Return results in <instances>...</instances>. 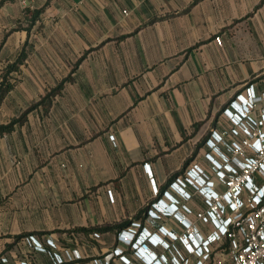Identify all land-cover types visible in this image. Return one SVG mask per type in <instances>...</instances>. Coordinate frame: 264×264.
<instances>
[{
	"label": "crops",
	"instance_id": "0c3cea01",
	"mask_svg": "<svg viewBox=\"0 0 264 264\" xmlns=\"http://www.w3.org/2000/svg\"><path fill=\"white\" fill-rule=\"evenodd\" d=\"M218 34L222 46L214 40ZM32 36L30 55L22 47ZM13 43L14 52L3 59L12 62L25 53L18 75L30 58L55 67L58 84L63 81L55 97L65 88L80 91L85 105H96L97 116L113 123L110 133L117 145L98 130L82 141L74 161L86 170L87 184L114 183L120 192L114 201L106 194L91 195L80 206L82 213L65 221L66 228H94L91 242L82 237V250L88 245L106 253L124 247L117 233L127 219L140 221V230L150 231L152 239L163 236L160 226L183 232L175 217L153 219L148 211L160 199L162 207L169 202L163 192L176 195L169 185L180 169L198 164L208 170L203 155L210 148L202 145V137L228 125L223 109L237 93L262 84L264 0H0V47ZM21 134L15 129L0 133V151L9 155L18 149ZM31 144L49 145L39 139ZM193 201L194 209L201 206ZM94 231L101 237L92 238ZM20 239L1 241L0 264H53L51 255L32 244L31 255L22 253ZM146 244L142 249L160 251ZM55 249L49 250L62 254ZM136 249L129 254L135 264ZM111 256L112 264H125ZM63 263L92 264L83 258Z\"/></svg>",
	"mask_w": 264,
	"mask_h": 264
},
{
	"label": "rangeland",
	"instance_id": "374dc122",
	"mask_svg": "<svg viewBox=\"0 0 264 264\" xmlns=\"http://www.w3.org/2000/svg\"><path fill=\"white\" fill-rule=\"evenodd\" d=\"M34 41L35 36H32L22 47L30 55L33 54ZM14 44L10 47H0V67L5 60L10 61L9 58L3 57L12 55L16 48ZM29 61L26 63L25 73L18 75L14 72L10 76L15 87L7 94L0 107V124L9 123L32 108L22 122L15 125V130L23 132L19 138L21 146L18 149H10V156L0 151V256L1 241L9 240V243H15L16 237L22 235L18 249L25 255H31L28 251L29 240L30 236H33L37 246L40 248L41 243L48 255L52 256L53 264L72 263L79 258L87 259L92 264H95V259L101 264H112L111 253L117 247L102 253L100 249L96 252L93 249L90 251L87 245L84 251L80 248L82 237L86 236L91 242L88 237L90 231H81L80 227L66 228L65 221L71 219L74 213L81 214L80 206L91 195L106 194L110 201H114L120 192L116 191L114 183L107 182L102 186L87 184L86 170L82 163L74 161L81 153L82 141L98 130H101L102 134L109 133L111 141L113 136L115 141L112 142L117 145L115 134L110 133L113 123L109 124L105 119L98 117L96 105H85L80 91L77 90L70 91L65 88L55 97L61 87L48 100L42 101L44 96L60 84L57 69L48 65L42 67L31 58ZM41 101L43 103H40ZM204 137L202 145L204 142L206 145L210 136L207 139ZM37 139L49 143L48 148L33 146L32 141ZM157 150L160 151V148ZM158 155L161 156L162 153L153 155L152 160ZM203 157L208 160L210 158L207 153H204ZM187 170L180 169L174 180L184 175ZM156 190H160V187L153 186L154 194H158ZM193 200L194 196L185 202L191 210L194 209ZM186 216L194 222L193 214L187 213ZM32 232L36 234H30ZM91 236L98 239L101 233L94 231ZM123 244L124 247L120 246L123 254L117 255L121 261L124 260L122 255L129 258L133 247ZM49 249H55L62 254L56 256Z\"/></svg>",
	"mask_w": 264,
	"mask_h": 264
},
{
	"label": "built area",
	"instance_id": "2783aa9c",
	"mask_svg": "<svg viewBox=\"0 0 264 264\" xmlns=\"http://www.w3.org/2000/svg\"><path fill=\"white\" fill-rule=\"evenodd\" d=\"M214 40L223 45L222 35ZM223 115L228 125L213 130L206 140L210 170L195 164L171 182L176 195L166 193L167 204L162 207L160 199L149 209L153 219L161 215L175 217L183 225V232L160 226L163 236L152 239L150 231L140 230V221L119 231L122 243L128 244L132 236L142 234L144 238L149 235L153 246L159 248L142 249L147 245L139 241L133 253L137 264H264V80L257 87L250 84L237 93L224 107ZM111 139L115 141L113 136ZM145 168L156 188L149 164ZM193 196L201 206L191 210L185 202ZM187 213L193 214L200 225L190 221ZM29 242L36 250H46L41 243L40 248L37 246L33 236ZM121 254L123 249L117 247L111 255ZM121 258L125 264H135L125 255ZM94 261L101 264L98 259Z\"/></svg>",
	"mask_w": 264,
	"mask_h": 264
},
{
	"label": "trees",
	"instance_id": "16d2710c",
	"mask_svg": "<svg viewBox=\"0 0 264 264\" xmlns=\"http://www.w3.org/2000/svg\"><path fill=\"white\" fill-rule=\"evenodd\" d=\"M39 12V11H38ZM37 12V13H38ZM33 18V17H31ZM25 57V53L22 52L20 57L18 59H16L15 61H5V63H3V65L0 67V107L5 99V97L7 96V94H9L15 87V83L13 81H11V75L14 72H18L20 70V66L23 62V59ZM63 86V81L56 87L54 88L51 92L48 93V95L44 96L42 101L48 100L49 97L55 93H57L61 87ZM40 103H43V102ZM30 110H32V108H29L26 112H24L20 117L13 119L12 121H10L9 123L6 124H0V133L2 132H6V131H12L15 129V125L17 123H21L22 120L24 119V117L26 116V113H28ZM177 176V174H174L173 177L171 178V180ZM130 222V219L125 220L123 223H121L119 225V227H126ZM79 230L81 231H92L93 229H86V228H80ZM96 230H102L100 228H97ZM30 234H36V232H32ZM22 237V235L17 236V239H20ZM228 242H225V245L227 246ZM81 259V258H79Z\"/></svg>",
	"mask_w": 264,
	"mask_h": 264
},
{
	"label": "clouds",
	"instance_id": "9594fccd",
	"mask_svg": "<svg viewBox=\"0 0 264 264\" xmlns=\"http://www.w3.org/2000/svg\"><path fill=\"white\" fill-rule=\"evenodd\" d=\"M242 105V107H244V104L242 103L241 104ZM167 192H165L164 194H165V196L167 197V194H166ZM146 230H144V228H143V232H145ZM142 232V233H143ZM150 238H152V237H150ZM150 238H149V235H147L145 238H144V236L142 235V234H140V235H134V236H132V238L130 239V242L128 243V245H132L133 246V248H135L134 247V245H138L139 244V241L143 244V245H147L146 244V241L147 242H150L151 244H152V242H151V240H150ZM153 245V244H152Z\"/></svg>",
	"mask_w": 264,
	"mask_h": 264
}]
</instances>
